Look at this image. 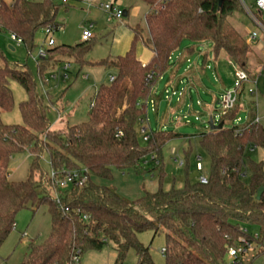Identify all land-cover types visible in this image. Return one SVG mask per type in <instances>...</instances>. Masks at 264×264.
<instances>
[{
  "label": "trees",
  "instance_id": "1",
  "mask_svg": "<svg viewBox=\"0 0 264 264\" xmlns=\"http://www.w3.org/2000/svg\"><path fill=\"white\" fill-rule=\"evenodd\" d=\"M143 1L147 5L145 27L131 28L130 46L122 55L100 61L102 65L111 61L109 66L116 69L114 80L98 86L87 121L65 131L50 128L48 106L39 98L27 69L10 64L0 49V244L22 209L45 205L50 216L49 234L42 243L29 245L20 264H80L87 249H101L107 243L117 253V264H122L129 248L135 251L137 264H155L148 247L137 238L148 229L165 235V264H233L229 248L243 245V240L264 242V191L255 199L256 190L264 184V162L247 155V150L264 149V122L254 121L253 102L248 127L224 126L235 117L237 102L220 114L221 129L199 134V145L209 159L206 183L186 178L181 187L164 190L159 182L156 191H144L127 201L94 180H110L114 170L139 172L148 156L160 165L164 144L181 136L146 129L142 144L138 130L140 120H146L152 88L168 70L170 57L183 40L191 43L190 53L195 43L210 42L215 55L224 51L249 80L264 71L263 63L261 72L249 70L248 43L238 42L226 30L227 19L242 11L240 0H223L220 6L217 0ZM57 11L54 0H0V31L15 35L31 50L39 30L59 28ZM138 40L152 53L145 64L137 55ZM91 44L89 39L48 47L46 58L59 54L65 55L61 61L81 63ZM46 67L39 60L41 77ZM149 73L152 77L147 80ZM11 81L22 86L26 95L18 104L21 124H7L1 118V111H10L14 105ZM44 151L51 168L84 167L90 174L83 187L61 193L59 203L52 198L55 187L44 178L46 172L40 165ZM25 152L30 154L28 175L21 181L11 180V158ZM83 215L88 221L82 220ZM247 226L255 227L256 238ZM244 253L234 261L242 262Z\"/></svg>",
  "mask_w": 264,
  "mask_h": 264
},
{
  "label": "rangeland",
  "instance_id": "2",
  "mask_svg": "<svg viewBox=\"0 0 264 264\" xmlns=\"http://www.w3.org/2000/svg\"><path fill=\"white\" fill-rule=\"evenodd\" d=\"M54 2L58 4L56 20L62 25L61 29L51 33L57 45H74L81 42L82 26L92 25L91 48L83 57V62L69 60L70 68L67 71V78L64 77L65 72L62 69L64 61H61L65 59V55L53 54L49 58L38 56V50L46 47L47 39L42 30L36 33L35 44L31 50H28L23 43L14 41L8 32L0 31V49L10 64H17L27 69L35 82L39 98L48 106L51 129L65 131L69 126L87 121L90 103L95 98L98 86L101 83H109V75L116 72L113 66H109L110 60H106L105 65L100 64V61L105 58L116 59L124 53L130 43L131 28L137 25L145 27L144 16L147 5L143 0H103L104 3H112L113 7L127 12V15H123L120 20L115 18L109 20L107 13L101 10L94 0H66L65 3L62 0H54ZM244 2L264 25V17L257 14L254 0H244ZM240 5L242 11L236 12L227 19L226 30L241 43L246 41L252 31L259 33L260 29L242 4ZM189 43L188 40L182 41L179 51L174 52L171 57V66L176 63L180 52ZM141 45L138 40L137 53H140ZM248 45V66L251 70L264 60V33H259L257 38ZM194 49L191 56L184 58L178 64L176 71L178 80L183 82L177 86L178 90L182 89L180 95L179 91L172 95V87L167 84L171 75L169 70L152 88L153 98L159 104L157 113L147 108L146 116L150 124V128L146 127L147 131L158 130L160 122L166 119L168 125L163 130L181 134L180 137L172 138L164 144L160 165L157 166L155 160H151L148 156L139 172L133 169L114 170L110 180L94 178L98 184L111 187L127 201L139 198L144 191H156L159 182L164 190H168L172 186L181 187L186 178L195 181L201 175L207 176L209 159L199 145V134L209 129L207 121L210 116L215 123H218L221 114L218 99L224 91L233 86L235 72L226 53L221 51L215 55L210 42L195 43ZM42 59L47 67L41 77L38 62ZM263 82L264 71L258 77L259 93H249L247 88L251 84L244 85L238 99V111L231 121L225 122V127H245L251 113L252 102L255 104L259 121L264 122ZM10 87L14 105L10 111H1V118L7 124H21L18 104L26 98V95L17 82L11 81ZM185 115L188 121L183 120ZM177 118L178 120H175ZM138 135L140 142L145 144L139 130ZM247 155L253 160L264 162L262 148L247 150ZM39 161L45 172H48L50 163L47 152L42 153ZM198 161L202 165L201 171L196 169ZM29 162L28 152L14 155L8 168L10 179L14 181L26 179ZM155 166L157 167L149 170ZM247 178L246 175L245 179ZM247 228L251 234L258 236L255 227L247 226ZM49 231L50 216L45 205L28 207L19 211L14 228L0 244V264H20L29 245L42 243ZM137 238L148 247L149 255L155 264H165L162 253L165 247L163 232L155 234L148 229L139 232ZM116 258L117 253L113 245L107 243L101 249H87L80 256L79 262L80 264H117ZM241 260L243 264H264V242H251L245 253L241 255ZM122 264H137V256L132 248L128 249Z\"/></svg>",
  "mask_w": 264,
  "mask_h": 264
},
{
  "label": "built area",
  "instance_id": "3",
  "mask_svg": "<svg viewBox=\"0 0 264 264\" xmlns=\"http://www.w3.org/2000/svg\"><path fill=\"white\" fill-rule=\"evenodd\" d=\"M62 2L65 3L66 0H62ZM240 2L242 4V6L244 7L245 11L249 14L251 19L253 20V22L259 27V29H260L259 33H264V25L260 22V20H258L256 13H253L252 10H250L249 6H247L245 4L244 0H240ZM100 6L107 13L109 20L112 18L120 20L123 16V12L120 11L119 9L113 7L112 3L105 2V3H101ZM254 7L256 8L257 14L259 16L264 17V0H254ZM91 27H92V25H88L86 27H83V31L81 34L82 41L89 40L93 37V34L91 33ZM54 30H55L54 27H51V26H46L42 29L47 40H46V47H41L38 50V56L40 58L46 57V49L48 47L54 46V39L51 36V33ZM259 33H257L256 31H252V33L246 38V42L248 44L252 43V41L255 38H257ZM11 38L14 41H16L17 43H22L21 39L17 38L13 34H11ZM69 67H70V62H64V64L62 65V69L65 72V74H64L65 78L68 77L67 71L69 70ZM234 72H235V80H234L233 86L230 89L224 91L218 99V104L220 106V112L221 113L231 109L232 107H234V105L238 102L239 95L243 91L244 85L246 83L251 84V86H249L247 88V91L249 93H251V94L252 93H255V94L259 93V89L257 86L258 78H255L254 80H249V77H248V74L246 73V71L239 68V67H234ZM151 77H152V73H149L147 75V80L151 79ZM114 78H115L114 75H109V82L113 81ZM262 89L264 90V82L262 84ZM172 94H174V91L172 92ZM180 94L181 93L179 92V95ZM92 104L93 103H90V107L92 106ZM175 120H178V118ZM254 121L255 122L259 121V118L256 116ZM140 122H141V126H142L140 128V131L142 134H144V139H146V137H147L145 135L146 127L144 126L145 120L141 119ZM246 127H248V125H246ZM118 134H120V132ZM196 169L200 170V171L202 170L201 162L198 161L196 163ZM44 178H46V180H48L50 182V184L55 187L52 198L57 203H59L60 202L59 196L61 195V193L69 191L71 188L83 187L84 185H86V183L90 179V174H89L88 170L84 167H77V168H73V169H60V170H56V169H53L50 167V170L48 172H46ZM198 180L201 183H206V181H207L206 176H204V175H201ZM82 220L88 221V216L83 215ZM244 231H246V230L244 229ZM253 236L255 238L257 237V235H253ZM249 246H250V242L247 240H243V245L238 246V247L229 248L227 251V254H228V258L230 259V262L233 264L242 263L239 261L235 262L234 259L238 256V254L246 251L247 250L246 248H248ZM164 250L165 249L163 248L162 253H164Z\"/></svg>",
  "mask_w": 264,
  "mask_h": 264
},
{
  "label": "crops",
  "instance_id": "4",
  "mask_svg": "<svg viewBox=\"0 0 264 264\" xmlns=\"http://www.w3.org/2000/svg\"><path fill=\"white\" fill-rule=\"evenodd\" d=\"M95 1V3H96V5H98V7L101 9V10H103V8L100 6V4L101 3H104L103 2V0H94ZM253 4H254V2H253ZM104 11V10H103ZM126 15H127V12H126ZM125 16V15H124ZM60 23V22H59ZM86 26H88V25H83L82 27H86ZM62 28V25H61V23H60V26H59V29H61ZM131 31V39H132V30H130ZM131 39H130V42H131ZM181 44H182V42H181ZM55 45H57L56 44V42L54 41V46ZM191 45V43H189V45L188 46H186V47H184V49L180 52V54H179V56H178V58H177V61H176V63L174 64L173 63V65L171 66V65H169V68H168V70L170 71V78L168 79V82H167V84H169V86L170 87H172L171 88V92H173L174 91V94L177 92V91H179V92H182L181 90L182 89H180V90H178L177 89V86H179L180 84H182L183 82H181L180 80H178V75H177V69H178V64L181 62V61H183L184 60V58H188L189 56H191L193 53H190L189 52V46ZM129 46H130V43H129ZM129 46L127 47V49L129 48ZM181 46V45H180ZM126 49V50H127ZM179 49H180V47L178 48V50H176L175 52H177V51H179ZM125 50V51H126ZM124 51V52H125ZM151 51L148 49V48H146L145 46H143V45H141V50H140V53H137V55H138V58L140 59V61L143 63V64H145V63H147L149 60H150V58H151ZM173 55V54H172ZM172 55H171V57H172ZM263 56H264V54H263ZM171 57H170V62H171ZM264 64V60L256 67V69L258 70V72L260 71H262L263 69H262V67H263V65H261V64ZM177 66V67H176ZM70 68V67H69ZM167 70V71H168ZM166 71V72H167ZM168 71V72H169ZM111 75H114V74H111ZM84 77V76H83ZM86 77V76H85ZM84 77V78H85ZM162 77V76H161ZM166 84V85H167ZM153 90V89H152ZM166 91H167V88H166ZM178 92V93H179ZM152 93H153V91H151V94H150V97H149V99H148V101H149V103H148V101H147V103H148V105H147V108L149 107V108H151L152 110H154V112H158V104H159V102L158 101H156V99H154L153 97V95H152ZM173 95V94H172ZM178 100V99H177ZM148 111V110H147ZM167 118L169 117L168 116V113H167V116H166ZM186 117V118H185ZM185 117H184V119L183 120H185V121H188V118H187V115H185ZM172 119V118H171ZM168 122H166V119H163L161 122H160V124L158 125V128L160 129H166V126L168 125L167 124ZM148 125V126H147ZM160 125H162V127H160ZM144 126L145 127H148V128H150V124L148 123V119H147V116H146V120H145V122H144ZM50 128H51V125H50ZM147 129V128H146ZM158 129V130H159Z\"/></svg>",
  "mask_w": 264,
  "mask_h": 264
},
{
  "label": "water",
  "instance_id": "5",
  "mask_svg": "<svg viewBox=\"0 0 264 264\" xmlns=\"http://www.w3.org/2000/svg\"><path fill=\"white\" fill-rule=\"evenodd\" d=\"M218 1V5L220 6L222 4L223 0H217ZM123 15H126V12H123ZM223 121H220L218 123H214L212 116L209 117L207 124L209 127V130H218L221 129L223 127ZM264 191V184H261L258 189L256 190V194H255V199L258 200L260 199L262 193Z\"/></svg>",
  "mask_w": 264,
  "mask_h": 264
}]
</instances>
